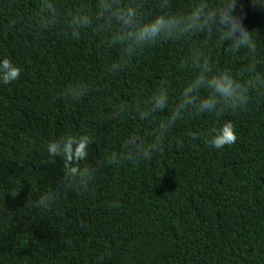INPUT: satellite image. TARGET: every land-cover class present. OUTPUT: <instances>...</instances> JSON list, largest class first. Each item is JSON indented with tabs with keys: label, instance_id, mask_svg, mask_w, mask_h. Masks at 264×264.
Returning a JSON list of instances; mask_svg holds the SVG:
<instances>
[{
	"label": "trees",
	"instance_id": "obj_1",
	"mask_svg": "<svg viewBox=\"0 0 264 264\" xmlns=\"http://www.w3.org/2000/svg\"><path fill=\"white\" fill-rule=\"evenodd\" d=\"M60 2L71 8L82 0ZM189 2L169 0L176 11ZM140 3L146 15L157 10L158 0ZM38 8L39 0H0V55L22 69L17 81L0 84V264H264V96L243 111L180 122L150 159L100 168L87 191H61L52 207L35 206L62 175L59 158L40 162L46 141L90 129L94 164L120 135L152 127L134 114L99 118L109 110L105 98L146 96L166 81L174 101L192 74L177 67L187 42L147 48L109 74L116 49L102 48L92 33L79 41L59 28L37 33L30 18ZM236 12L256 34L264 63V6L237 0ZM214 55L239 63L219 49ZM73 80L92 89L78 104L60 96ZM224 120L236 128L230 146L212 149L189 135Z\"/></svg>",
	"mask_w": 264,
	"mask_h": 264
},
{
	"label": "clouds",
	"instance_id": "obj_2",
	"mask_svg": "<svg viewBox=\"0 0 264 264\" xmlns=\"http://www.w3.org/2000/svg\"><path fill=\"white\" fill-rule=\"evenodd\" d=\"M250 2L264 6V0ZM236 6L237 0H190L176 11L169 0H158L157 10L146 15L140 0H93L91 4L82 0L71 8L60 0H39L38 11L30 18L34 30L41 33L59 28L73 41L88 33L97 35L102 48L118 52L106 68L109 74L122 71L129 58L165 42H187V51L178 58L177 67L191 68L192 74L181 83L174 101L166 81L157 84L146 96L115 103L110 97L105 98L104 104L109 110L99 118L119 122L134 114L152 127L148 132L134 128L120 135L116 147L106 149L94 164L88 163L90 148L96 143L90 129L66 131L46 141L41 150L46 159L40 162L53 163L59 158L63 164L62 175L57 187L42 193L35 206L52 207L61 191L76 188L87 191L100 168L150 159L180 122L243 111L254 96H264L262 49L256 34L246 29ZM15 23L10 20L9 27ZM217 49L239 63L220 64L214 55ZM21 71L9 56L0 55V84L17 81ZM91 90L87 82L73 80L61 90L60 96L78 104ZM162 113V118L157 119ZM189 135L216 150L237 140L235 125L229 120ZM104 254L110 255V252L105 250Z\"/></svg>",
	"mask_w": 264,
	"mask_h": 264
}]
</instances>
